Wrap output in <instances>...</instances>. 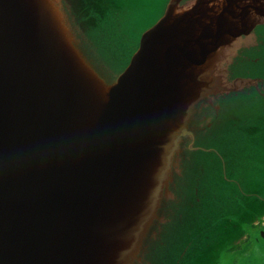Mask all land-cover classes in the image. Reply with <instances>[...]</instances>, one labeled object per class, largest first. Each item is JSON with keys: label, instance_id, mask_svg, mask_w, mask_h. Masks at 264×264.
I'll use <instances>...</instances> for the list:
<instances>
[{"label": "water", "instance_id": "obj_1", "mask_svg": "<svg viewBox=\"0 0 264 264\" xmlns=\"http://www.w3.org/2000/svg\"><path fill=\"white\" fill-rule=\"evenodd\" d=\"M263 217L264 0H0V264H221Z\"/></svg>", "mask_w": 264, "mask_h": 264}, {"label": "rangeland", "instance_id": "obj_2", "mask_svg": "<svg viewBox=\"0 0 264 264\" xmlns=\"http://www.w3.org/2000/svg\"><path fill=\"white\" fill-rule=\"evenodd\" d=\"M154 1V0H153ZM157 1V0H155ZM130 7H134L135 9L133 10L132 14V19L130 20L131 26H132V34H133V43L136 37L138 38L142 32L145 31V29L149 28L152 24L155 23V20L158 18V15L160 14L161 11V5L158 6H153V5H148L147 7H140L136 5L134 1H130ZM128 50H125L124 54L121 55V60L124 61L126 60L128 56ZM131 51V50H130ZM124 64L121 61H117L115 63V67H117V70L121 69ZM112 68V67H111ZM247 232V231H246ZM247 234V233H246ZM250 234V233H249ZM252 234V230H251ZM252 237H249L251 239ZM247 242H240L234 246V250H238V254H236L234 257H237L240 255L243 251L247 250ZM258 254L255 253L252 255L251 259L252 262L254 261L255 264H261V261H259L257 258ZM231 254L224 255L222 257L223 262L221 264H231L234 262V257L233 259L230 258ZM232 260V261H231ZM253 264V263H252Z\"/></svg>", "mask_w": 264, "mask_h": 264}, {"label": "flooded vegetation", "instance_id": "obj_3", "mask_svg": "<svg viewBox=\"0 0 264 264\" xmlns=\"http://www.w3.org/2000/svg\"><path fill=\"white\" fill-rule=\"evenodd\" d=\"M246 231V237L242 241L247 242V250L243 251L237 257H234L236 254H238V250H234V247H231L230 250L225 252V255L230 253V258H235L234 262L231 264H255L254 261L252 262L251 257L253 254L257 253V259L261 261V264H264V217L246 228ZM249 237L252 238L249 239Z\"/></svg>", "mask_w": 264, "mask_h": 264}]
</instances>
